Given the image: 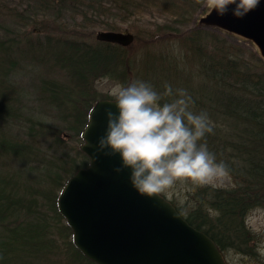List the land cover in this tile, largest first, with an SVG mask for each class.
Listing matches in <instances>:
<instances>
[{
    "label": "trees",
    "instance_id": "1",
    "mask_svg": "<svg viewBox=\"0 0 264 264\" xmlns=\"http://www.w3.org/2000/svg\"><path fill=\"white\" fill-rule=\"evenodd\" d=\"M27 2L28 9L17 10L30 22L23 24L26 36L5 28L8 34L0 37V264H51L52 255L61 251V237L72 263L98 264L75 245L58 197L68 179L89 164L80 144L94 103L110 98L96 90L95 81L102 77L125 84L143 79L161 92L171 83L174 90L184 88L191 94L193 111L209 114L213 131L206 142L228 164L236 185L200 187L197 205L188 213L171 201L221 250L230 245L251 250L245 215L264 204V58L251 50L247 60L245 50L220 30H186L206 0ZM6 4L0 0V15ZM31 7L37 9L30 14ZM154 11L167 18L141 29L137 25L127 46L73 34L77 28L91 35L98 27L117 30L122 22ZM62 12L75 21L74 28L61 20ZM49 16L55 17L58 28L46 21L44 27L37 26ZM141 48L139 58L130 56L131 49ZM29 65L36 69V102L56 115V124L25 106L24 89L13 76ZM68 134L76 141L70 151L64 148Z\"/></svg>",
    "mask_w": 264,
    "mask_h": 264
},
{
    "label": "water",
    "instance_id": "2",
    "mask_svg": "<svg viewBox=\"0 0 264 264\" xmlns=\"http://www.w3.org/2000/svg\"><path fill=\"white\" fill-rule=\"evenodd\" d=\"M232 7L223 16L208 12L201 21L253 40L264 58V0L242 18ZM96 36L123 45L134 40L126 29L99 30ZM109 108L118 112L114 99H98L91 108L80 145L89 164L69 178L58 197L75 245L98 264H228L213 238L190 224L171 200L141 195L130 169L116 171L122 164L118 153L97 151Z\"/></svg>",
    "mask_w": 264,
    "mask_h": 264
},
{
    "label": "clouds",
    "instance_id": "3",
    "mask_svg": "<svg viewBox=\"0 0 264 264\" xmlns=\"http://www.w3.org/2000/svg\"><path fill=\"white\" fill-rule=\"evenodd\" d=\"M260 0H206L211 14L244 17ZM118 112L106 109V134L98 152L119 154L117 172L131 170L133 187L149 197L165 193L178 180L218 186L229 174L228 164L217 158L207 142L213 122L206 111H193L187 89L166 83L158 91L149 81L136 79L117 84L111 91ZM168 97V99H166ZM107 150V151H105Z\"/></svg>",
    "mask_w": 264,
    "mask_h": 264
},
{
    "label": "rangeland",
    "instance_id": "4",
    "mask_svg": "<svg viewBox=\"0 0 264 264\" xmlns=\"http://www.w3.org/2000/svg\"><path fill=\"white\" fill-rule=\"evenodd\" d=\"M7 3L5 6V9L3 14L0 15V37L6 36L9 32L10 34H17V35H24V29L23 26L24 22L29 23L26 19L22 18L23 15L20 13H17L18 11L26 10L27 7V0H5ZM29 8L30 10L27 11L28 13H32L37 8L34 7ZM18 10V11H17ZM209 12L208 7L206 5V2L202 5L201 9L194 15L192 21L187 25L185 28L186 30H189L194 27H203L207 26L210 28H213L215 30L222 31V35L227 37V39L240 46L247 55L244 54V57L248 60V55L250 54L251 50H254L258 52V54L261 56L258 46L253 42V40L245 38L243 36H240L236 33L226 31L220 28H216L212 25H206L203 24L201 19ZM53 13V12H50ZM61 20L64 21L66 24L69 23L70 28H74L76 26L75 21L72 20V18L66 17L68 16V12H62L60 14ZM41 19V17H39ZM38 18V19H39ZM55 17H47L46 20H38L37 26L44 27L43 22L46 21L48 26L50 28H58L57 22L54 20ZM164 15H161L157 11H154L152 14L145 15L143 18L138 19L134 18L126 22H122L120 29L117 30H129L135 34L137 25L141 29L142 27H148L149 24L155 20L156 21H162V19H166ZM66 20V21H65ZM77 25H79V20H76ZM32 27V25H31ZM30 27V28H31ZM6 29H10L7 30ZM29 29V28H28ZM99 30H109L102 27H98L95 29V32L93 35L90 34L89 30H79L78 28L73 34H76L75 38L80 39H89L94 40L96 39L97 31ZM72 33V32H71ZM31 34V33H30ZM29 35V34H28ZM93 36V37H92ZM134 41V40H133ZM130 45V44H129ZM127 46V45H126ZM144 53V49H131L130 56H134L135 58H139L141 54ZM36 69L29 65L25 66V68L18 70L14 76L13 79L16 81V83L20 84L24 89V96H25V106L27 109H29L33 114L41 119H44L45 121L52 122L56 124L59 119L56 117V115H53L52 113H48V111H45L43 107H41L36 102L35 98V90L32 87L33 85V77L35 75ZM53 75H57L56 73ZM133 80H130L131 82ZM123 83L120 79L117 78H110V77H102L98 78L95 81L96 90L98 91V94L100 97L108 96L111 99H114V97L111 95L112 89L117 85ZM16 130V129H15ZM46 142V141H45ZM43 143V148L45 145V148L47 149V144ZM66 146L64 147L66 150H71L75 148V139L70 136L69 134L66 135ZM236 185L234 178L228 174L227 177L224 178L223 182L220 183L217 187H223V188H231ZM205 186V185H203ZM202 187L201 185L193 184L190 180L184 181V180H178L177 183L169 188L165 193H162L167 197L169 200H172L175 204H177L179 207L183 209L185 213H188L192 208H194L195 205H197V201L195 200V196H197V192L199 188ZM216 215V213H213ZM66 221V220H65ZM245 224L248 228V230L251 233L252 240H251V246L252 249L248 251L240 250L239 248L235 246H226V248L223 250L224 255L226 257V260L229 264H264V204L256 205L255 207H252L248 210L247 214L245 215ZM65 239H69L68 237H64ZM61 251L58 252L57 255H52L51 257V264H76L72 263L69 257L67 256L65 248L67 247L66 243L64 242V239L61 237Z\"/></svg>",
    "mask_w": 264,
    "mask_h": 264
},
{
    "label": "flooded vegetation",
    "instance_id": "5",
    "mask_svg": "<svg viewBox=\"0 0 264 264\" xmlns=\"http://www.w3.org/2000/svg\"><path fill=\"white\" fill-rule=\"evenodd\" d=\"M224 253V252H223Z\"/></svg>",
    "mask_w": 264,
    "mask_h": 264
}]
</instances>
